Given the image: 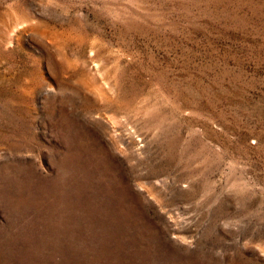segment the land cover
Wrapping results in <instances>:
<instances>
[{"label": "rangeland", "instance_id": "374dc122", "mask_svg": "<svg viewBox=\"0 0 264 264\" xmlns=\"http://www.w3.org/2000/svg\"><path fill=\"white\" fill-rule=\"evenodd\" d=\"M0 264H264V0H0Z\"/></svg>", "mask_w": 264, "mask_h": 264}]
</instances>
